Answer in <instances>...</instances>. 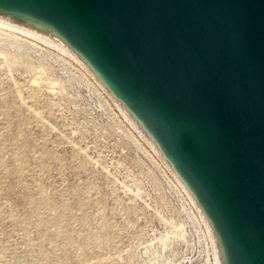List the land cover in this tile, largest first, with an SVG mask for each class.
<instances>
[{"label":"rangeland","instance_id":"1","mask_svg":"<svg viewBox=\"0 0 264 264\" xmlns=\"http://www.w3.org/2000/svg\"><path fill=\"white\" fill-rule=\"evenodd\" d=\"M26 30L0 18V264L223 263L142 125L70 47Z\"/></svg>","mask_w":264,"mask_h":264},{"label":"water","instance_id":"2","mask_svg":"<svg viewBox=\"0 0 264 264\" xmlns=\"http://www.w3.org/2000/svg\"><path fill=\"white\" fill-rule=\"evenodd\" d=\"M144 123L230 264H264V0H0Z\"/></svg>","mask_w":264,"mask_h":264},{"label":"bare ground","instance_id":"3","mask_svg":"<svg viewBox=\"0 0 264 264\" xmlns=\"http://www.w3.org/2000/svg\"><path fill=\"white\" fill-rule=\"evenodd\" d=\"M0 18H4L5 20H14L18 25H20V27H22V28H27V34H30L31 36H34V37H36V36H42V37H44V38H47V39H50V40H58V43H60L61 45H62V47H64V48H66V49H68V47L69 46H71L68 42H66L63 38H62V36L58 33V32H56L55 30H53L50 26H48L47 24H45V23H43V22H41V21H39V20H37V19H35V18H32V17H30V16H27V15H24V14H20V13H17V12H13V11H10V10H6V9H2V8H0ZM26 22V23H25ZM26 24H28V25H26ZM17 30V29H16ZM22 31H24V30H22ZM30 31L31 32H36L35 34L33 33V34H31L30 33ZM25 32V31H24ZM51 35H53V36H51ZM60 40V41H59ZM57 43V42H56ZM69 50V49H68ZM72 51V50H71ZM73 52H75L76 53V55H78L79 57H78V59H79V61H82V62H84L85 63V65H87V67L88 68H90L91 69V71L95 74V76L99 79V80H101L100 79V77L97 75V73L93 70V68L88 64V62H87V60L83 57V56H81L76 50H75V48H73ZM74 54V53H73ZM84 65V64H83ZM89 69V70H90ZM97 79V80H98ZM103 85V84H102ZM106 88V87H105ZM115 99V98H114ZM117 103L119 104V105H121L124 109H125V112L128 114V116L129 117H133V118H131V120H136V121H138L139 122V124H141L142 125V127L145 129V131L148 133V135L150 136V138H151V140H154V136H153V134L149 131V129L147 128V126H145L144 125V123L143 122H141L138 118H137V116H135L133 113H131L130 111H128L122 104H121V102H119V101H117ZM147 136V135H146ZM154 142V144H155V146H156V148H157V151H158V153L159 154H162V155H164L163 154V151L160 149V147L156 144V142L155 141H153ZM168 163H169V161L168 160H166ZM169 165H170V163H169ZM184 184V183H183ZM184 186L186 187V185L184 184ZM187 188V187H186ZM188 189V188H187ZM195 199V198H194ZM197 202V201H196ZM197 204H198V206H199V208L201 209V212L203 213V215L205 216V214H204V211H203V209H202V207L199 205V203L197 202ZM205 218L207 219V217L205 216ZM207 224H208V226L210 227V229H211V231L214 233V236L216 237V239H217V241H218V243H219V246H220V248H219V250L221 249V252L219 251V250H217V252H220V255H222L223 256V263H221V264H230L229 263V261H228V259H227V257H226V255H225V252H224V249H223V247H222V244L220 243V237H219V235L216 233V232H214V230L212 229V225H211V222L207 219ZM214 240H215V238H214ZM222 253V254H221ZM219 255V254H218ZM221 258H219V260H220ZM222 260V259H221ZM220 262V261H219Z\"/></svg>","mask_w":264,"mask_h":264},{"label":"built area","instance_id":"4","mask_svg":"<svg viewBox=\"0 0 264 264\" xmlns=\"http://www.w3.org/2000/svg\"><path fill=\"white\" fill-rule=\"evenodd\" d=\"M209 231V230H208ZM210 234V233H209Z\"/></svg>","mask_w":264,"mask_h":264}]
</instances>
